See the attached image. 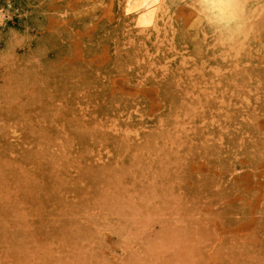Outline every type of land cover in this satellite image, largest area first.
Segmentation results:
<instances>
[{"label": "rangeland", "instance_id": "374dc122", "mask_svg": "<svg viewBox=\"0 0 264 264\" xmlns=\"http://www.w3.org/2000/svg\"><path fill=\"white\" fill-rule=\"evenodd\" d=\"M10 3L0 264H264V0L236 52L180 7Z\"/></svg>", "mask_w": 264, "mask_h": 264}, {"label": "clouds", "instance_id": "9594fccd", "mask_svg": "<svg viewBox=\"0 0 264 264\" xmlns=\"http://www.w3.org/2000/svg\"><path fill=\"white\" fill-rule=\"evenodd\" d=\"M245 0H126L124 6L125 15L140 12L137 26L147 29L155 28L164 19V13L171 7L184 4L197 13L199 26H206L219 43L227 44L233 40L241 30L243 20L239 18V12L244 8ZM11 7L10 0H8ZM143 10V11H141ZM5 19H11L4 9H0V27L5 26ZM10 40L15 41L13 53L17 48H22L25 43L30 45L32 39L27 34H20L14 29L9 30ZM41 63L40 57H32L29 64Z\"/></svg>", "mask_w": 264, "mask_h": 264}, {"label": "bare ground", "instance_id": "6f19581e", "mask_svg": "<svg viewBox=\"0 0 264 264\" xmlns=\"http://www.w3.org/2000/svg\"><path fill=\"white\" fill-rule=\"evenodd\" d=\"M177 7H180L179 8V11H181L180 13H185L184 16L187 19L186 22H188L190 25H194L195 27H201V26H199V22L197 21V13L195 11H193L191 8L186 7L184 4H178L177 6L171 7L170 9H168L166 11V13L172 15V13L174 11H178ZM248 10H249V0H245L244 8L238 14L239 18L241 20H243V26H242L241 30L235 35V37L233 38V40L231 42H229L227 44H221V43L218 42L217 38L214 36L215 42L220 44L222 47H224L225 50H229L230 49V50H233V51L236 52V51H238L239 47L241 46V40L243 41V38L247 35L248 28H249L248 25H247V19H248L247 13H248ZM260 10H262V9H260ZM254 16H255V14H254ZM189 17H192V20L188 21ZM203 28L208 29L206 26H203Z\"/></svg>", "mask_w": 264, "mask_h": 264}]
</instances>
